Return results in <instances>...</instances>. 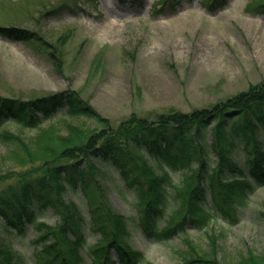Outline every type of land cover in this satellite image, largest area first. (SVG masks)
<instances>
[{"label": "rangeland", "instance_id": "1", "mask_svg": "<svg viewBox=\"0 0 264 264\" xmlns=\"http://www.w3.org/2000/svg\"><path fill=\"white\" fill-rule=\"evenodd\" d=\"M190 1L0 0V29L31 37L15 40L0 32V96L27 101L74 91L116 126L131 114L149 120L168 109L210 107L263 82L264 0ZM66 122L96 126L61 113L47 124L63 133ZM22 135L28 140L39 133ZM9 157L0 146V170L13 167ZM96 163L107 172L100 183L106 200L127 219L129 245L144 256L140 264H213L201 262L213 257V249L218 264H235L247 251L264 253V186L235 205V222L217 217L202 230L155 242L142 238L133 223L137 186ZM66 195L87 211L80 191ZM169 206L170 213L176 204ZM57 219L50 210L38 217L51 226ZM88 229L87 243H95L99 234ZM33 238L29 228L19 236L0 226V243L20 253L23 264H35Z\"/></svg>", "mask_w": 264, "mask_h": 264}, {"label": "trees", "instance_id": "2", "mask_svg": "<svg viewBox=\"0 0 264 264\" xmlns=\"http://www.w3.org/2000/svg\"><path fill=\"white\" fill-rule=\"evenodd\" d=\"M0 31L31 38L22 30ZM58 111L96 126L66 122L59 133L47 124ZM22 131L39 136L26 140ZM0 146L13 163L0 170L1 228L19 236L32 229L35 264H139L143 255L128 243L127 219L106 200L100 183L107 172L96 162L137 186L133 223L146 239L164 242L187 228L202 230L218 215L235 222V204L264 186V81L210 107L168 109L149 120L131 114L116 126L74 91L27 101L0 96ZM77 190L86 212L66 197ZM47 210L58 216L54 226L38 221ZM85 227L99 234L95 243H87ZM211 254L201 262L218 264L215 249ZM239 256L235 264H264V253ZM0 264H23V257L0 243Z\"/></svg>", "mask_w": 264, "mask_h": 264}]
</instances>
